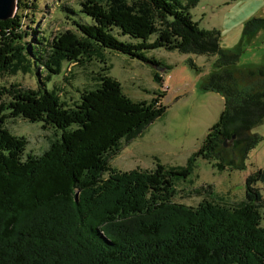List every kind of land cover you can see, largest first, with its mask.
<instances>
[{
	"label": "trees",
	"instance_id": "1",
	"mask_svg": "<svg viewBox=\"0 0 264 264\" xmlns=\"http://www.w3.org/2000/svg\"><path fill=\"white\" fill-rule=\"evenodd\" d=\"M34 2L16 0L14 16L0 21V74L32 67L45 74H36L35 89L0 87V264H264V201L256 187L264 171L246 175L244 198L234 205L171 201L173 181L185 180L197 159L215 160L220 170L245 169L246 153L261 139L253 129L264 123V66L235 69L238 56L219 48L216 30L198 29L180 0H79L75 10L61 8L72 30L36 49L22 43L33 32L22 19L33 16ZM262 27L264 19L248 20L243 34ZM155 49L216 56L200 90L217 94L222 110L184 167L113 171L109 157L163 113L164 92L132 101L101 74L68 106L45 82L63 63L82 65L103 50L160 68L143 55ZM153 78L159 81L157 73ZM17 118L55 129L58 138L23 159L25 139L5 127ZM225 141L234 153L221 165L215 148Z\"/></svg>",
	"mask_w": 264,
	"mask_h": 264
},
{
	"label": "rangeland",
	"instance_id": "2",
	"mask_svg": "<svg viewBox=\"0 0 264 264\" xmlns=\"http://www.w3.org/2000/svg\"><path fill=\"white\" fill-rule=\"evenodd\" d=\"M78 1L35 0L33 16L22 19L23 24H27L33 32L26 30L29 34L22 43H32L39 49L57 34L72 30L61 8L75 10ZM180 3L186 6V12L198 29L218 32L219 48L238 56L235 69L256 70L264 66V27L250 35L243 34L246 21L264 19V0H195L193 4L190 0H180ZM35 37L42 39L40 44L33 42ZM153 38L151 36L149 40ZM117 39L128 41L121 36ZM143 55L159 63L162 71L128 56L103 50L100 56L91 57L82 65L63 63L60 74L45 82L46 88L56 91L59 99L68 106L78 100L81 91L94 89L101 74L117 81L123 94L132 101L149 102L164 92L160 98L163 113L135 137L121 140L117 154L109 157L108 164L113 171L151 170L156 163L164 168L184 167L187 158L199 148L208 128L216 122L222 110V99L217 94L200 90V85L212 71L216 56L181 54L163 49L144 51ZM39 71V78L44 80L45 74L40 67H32L29 73H2L0 87L15 85L22 89H35ZM154 73H157V82L153 78ZM5 127L12 135L25 139L23 159L26 155L39 156L59 135L55 129H42L40 123H28L20 118L6 120ZM253 132L261 139L246 153L244 170H228L227 167L220 170L215 166V160L206 162L197 159L185 180L173 181L174 196L171 201L191 207L202 199L225 205L241 202L246 175L257 169L264 171V123ZM231 150L230 142L225 141L223 145L217 143L215 152L221 165L232 158L231 153L234 152ZM256 187L264 201V184L257 183ZM75 196L77 198V193ZM259 213L263 217L260 226L264 230V206L259 208Z\"/></svg>",
	"mask_w": 264,
	"mask_h": 264
},
{
	"label": "water",
	"instance_id": "3",
	"mask_svg": "<svg viewBox=\"0 0 264 264\" xmlns=\"http://www.w3.org/2000/svg\"><path fill=\"white\" fill-rule=\"evenodd\" d=\"M15 11H16V0H0V21H6L12 18L15 14ZM155 69L157 71H162V69L159 68H155Z\"/></svg>",
	"mask_w": 264,
	"mask_h": 264
}]
</instances>
